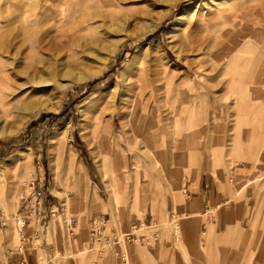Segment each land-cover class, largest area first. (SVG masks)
<instances>
[{
	"label": "rangeland",
	"instance_id": "1",
	"mask_svg": "<svg viewBox=\"0 0 264 264\" xmlns=\"http://www.w3.org/2000/svg\"><path fill=\"white\" fill-rule=\"evenodd\" d=\"M14 1L0 0L6 22ZM172 1L118 0L117 7L94 11L60 51L36 54L18 63L13 58L4 60L19 73L12 76L0 98V264H9L18 251L21 260L34 256L38 264H117L121 256H128V243L120 238L132 232L151 241L156 237V248L163 250L157 264H264V75L253 63L258 57L264 60V54L258 56L264 49V0H230L236 3L231 11L203 9L209 19L195 33L210 37V50L204 54L182 46L181 28L173 27L181 19L183 29L197 11L188 7L192 0ZM197 1L203 8V0ZM138 11L148 13L149 18L138 14L141 19L137 20ZM157 16L163 18L147 31L143 24ZM3 36L0 47L10 42V37ZM119 41L115 55L109 58L111 44ZM215 43L219 49L235 47L232 56L236 61L247 56L251 59L249 75L242 76L240 83L229 84L231 74L241 68L239 62L210 65ZM103 61L95 77L71 84ZM202 64L209 67L197 72ZM148 68L161 75L155 78L150 74L147 82L140 78L136 83L139 93L131 90V77ZM114 82L120 87L117 110L109 112L107 127L98 111L103 105L93 99ZM143 82L147 84L143 86ZM26 104H31L33 111L46 110H38L23 123L30 110L24 108ZM64 110V116L51 117ZM80 123L85 125L83 130ZM65 128L68 135L51 156L50 135ZM105 130L106 146L99 138V132ZM146 151L159 165L153 164ZM115 161L119 164L116 175L122 179L116 185L117 211L103 179L107 170L112 175ZM209 168L216 180L226 184L228 202L191 220L177 207L184 199L182 186L191 173H205L203 169ZM38 174L44 175L64 206L58 212L52 207V215L45 210L44 223L38 224V217L32 215L37 237L27 244L20 241L23 229L18 197L28 191V183ZM219 213L231 218L218 219ZM186 222L190 224L187 237ZM114 238L119 243L115 244ZM134 245L140 246L138 242Z\"/></svg>",
	"mask_w": 264,
	"mask_h": 264
},
{
	"label": "bare ground",
	"instance_id": "2",
	"mask_svg": "<svg viewBox=\"0 0 264 264\" xmlns=\"http://www.w3.org/2000/svg\"><path fill=\"white\" fill-rule=\"evenodd\" d=\"M206 1H207V3H206ZM173 2H174V0L172 1V3ZM175 2H176V0H175ZM204 2L206 4H204ZM117 3H118V0H15L14 2H12L10 4V6L8 8V12L11 13L10 19L8 20L9 22H6L3 19V17L1 16L2 12L0 11V36L4 37L3 35H5V36L7 35V37H10V42L8 41L9 43L7 42L8 43L7 45H4V46L0 47V98L3 97V94H4L5 90H7L6 87L11 85L12 76L13 75L16 76V75H18L17 73H19L18 69H11L12 63L7 64L4 60H7L8 58H10V59L13 58L14 60H18L17 61V63H18V62H22L23 60H29L31 57H33L36 54H41V53H44V52H47V51H50V52L51 51H60L61 49L66 47L72 41V39L75 38V36L77 35V33L79 31H81L84 28V25L87 22V20L89 19V17H91V16H93L95 14V13L92 14L94 11L98 12L100 10H103V9L107 8V7L110 8L112 6L114 8V5L117 4ZM198 3L199 2L197 0L196 1L192 0L188 4L189 5L188 7L194 8L195 10L197 9V11H194V13H192V15L189 18V20L184 24V28L183 29H182V27H181V25L179 23V22H181V19H177L176 22H174L173 27H179L180 26L179 29L181 28V34H180V40L179 41L182 44V46L188 47L192 51H195V52L197 51V52H201L202 54H204L207 49L210 50V47L208 48V40H209L208 38H210V37L206 38L205 36H202L201 35L202 34L201 33L202 29H201L200 34H199L201 36H197V33H195V32L198 31L197 30L198 26H201L203 24H206V22H208L209 14H207L203 9H206L208 7L209 9H215L216 11H218V10L220 11L221 8H225V10L227 9V10L231 11L236 6V3H233L232 1L230 2V0H225V1H223V0H203V2L201 4L203 8H201V6H199ZM204 6H206V7H204ZM209 9H207L208 13L210 11ZM230 11H228V12H230ZM138 12L135 15V18L137 20L141 19V18L138 17V14H142L143 16L146 15V13L144 11H138ZM204 12L206 14H204ZM134 14L132 16H134ZM218 16L219 17H224L223 15H218ZM146 17L149 18V14L148 13H147ZM161 18H163V17L157 16L153 20L150 19L151 20L150 24H143L146 27L145 29L147 31H149V32L152 31L156 27L157 23L161 21ZM186 18H188V17H185V19ZM246 18H247V16L244 19H246ZM249 18H250V16H249ZM249 18H247L248 21H249ZM224 19H227V18H224ZM212 20H213V18H212ZM202 28H204V27L202 26ZM237 30H238V28H237ZM207 35H209V34H207ZM2 40H3V38H2ZM210 40H212V36H211ZM215 40H217V39H215ZM214 41H213V43H214ZM120 42L121 41L113 42L111 44L110 49L108 51L109 58L115 55ZM218 42H216V43H218ZM210 43H211V41H210ZM216 43L214 44L215 45L214 46V51L215 52L212 55L211 60H209V61H211L210 65L213 66V65H216V64H219V63H224L226 60H230V61L234 60L235 62H239V64L241 65V68L239 69V71L236 74H235V72L231 74L233 76H230L231 79L229 78V84L230 85L233 84V86H234V85L240 83L241 82V78H243V77L245 78V77H247L249 75L248 74L249 70L247 69V67H249L252 64L251 59L250 60L247 59L248 58V56H247V58L241 57L240 61H236V56L235 55L232 56V54L234 53L233 51L235 50V47L222 46L219 49V48H217L218 44L216 45ZM221 45H223V44H221ZM243 47L245 48L246 46H243ZM145 49H147V47H145ZM241 49H243V48H241ZM217 50H220V51L217 52ZM145 52H146V50H145ZM245 53H246V51H245ZM259 53L260 54H258V56L259 55H263L264 54V49H263V51H259ZM147 54L150 56L151 52H148ZM237 55H239V53ZM201 57H203V56H201ZM258 58L257 59L255 58V60L253 59L254 60L253 63H254L255 66H259V68H261L262 74L264 75V60L261 61ZM105 62L106 61H103L102 63H100L101 65L95 70L86 71L80 77L74 79L71 82V84H75V83H77L79 81L92 79L93 77H95L100 72L101 67L105 64ZM207 63H209V62H207ZM237 64L238 63H236L235 65H237ZM206 66H208V65H203L202 64V65L198 66L197 67V72H199L198 70L205 71L206 70ZM219 67H221V66H219ZM230 67L232 68V65H230ZM235 67H237V66H235ZM242 67H244V70H242ZM220 69H219V71H220ZM240 70H242V73L240 72ZM212 71H213V69H212ZM215 71H216V69H215ZM224 71L225 70H223V72ZM127 72H128V68H127L126 72L123 74V76H125L127 74ZM216 72H218V71H216ZM209 73H211V72L209 71ZM150 74L154 75L155 78L157 76L161 75L160 71L157 70V69H154V68L145 69L144 72H141L140 74H135V76L133 75L131 77L129 82L131 83V87L132 88H130V89L131 90L134 89V92L139 93L138 90L140 89V86L136 88V83L138 82V79L142 78V79H144V81L146 80L145 82H147L148 77H149ZM197 74L199 75V73H197ZM246 74H248V75L246 76ZM136 75H138V76L136 77ZM220 76L223 77V75H220ZM227 77H228V75H227ZM128 78H127V82H128ZM235 78H237V79L235 80ZM223 79H224V77H223ZM225 80L226 79H224L223 81H225ZM145 82H143L144 83L143 86L145 84H147ZM220 82L222 83V81H220ZM139 83H141V82H139ZM158 83H159V81H158ZM259 83H260V81H259ZM263 84H264V79L262 80V84L261 85L263 86ZM63 88H67V86H65ZM119 89H120V87L117 84V82H114L110 87L106 88L101 94L97 95L96 98L94 97V99H93V101H97L101 105H103V106H101V108L98 111H99V115H100L101 120L106 122L105 125H107V127H108V120L107 119H108L109 112H114L115 110H117L115 108L116 107L115 104L117 102L116 100H117V95H118ZM136 89H137V91H135ZM145 90H147V89H145ZM127 91H129L128 87L125 89L124 93L121 96L122 98H121L120 109H122V107L124 106V102H125V99L127 97L126 93H128ZM149 92H151V91H149ZM137 93H134L135 96L137 95ZM144 93L145 92L143 91V95H144ZM139 96L141 97V95H139ZM137 99H139V98H137ZM142 100H144V99H142ZM142 100L140 102H142ZM148 100H150V99H148ZM137 103H136V105H137ZM149 103L147 102L148 105H149ZM152 104H153V102H152ZM150 105H151V103H150ZM0 106H2V105H0ZM31 106H32L31 104L30 105L26 104V106L24 107V108H26L28 110L30 109V110L27 111L29 114H27L26 117L24 116L25 120L23 118L22 122L30 119L32 116L37 115L40 110H43V111L46 110V108L40 107V109H38L39 111L38 110L33 111V110H31ZM137 106H139V105H137ZM146 109H148V108H146ZM132 110H133V108L130 109L131 112H132ZM144 111H145V109H144ZM145 112H147V111H145ZM137 114H138V112H137ZM128 116H130V114ZM144 117H145V115H144ZM146 118H148V117H145V119ZM134 120H137V119L134 118ZM128 121H131V119H129ZM147 121L148 120H146V122ZM137 122H135V123H137ZM157 122H159V121H157ZM161 122H159V123H161ZM144 124H143V126H144ZM158 125H160V124H158ZM79 126H80L81 130H83L84 127H85V125L82 124V123H80ZM161 126L163 127V125H161ZM162 127H159V128H162ZM96 130L99 131L100 128H97ZM161 130H164V129L162 128ZM154 132L158 133L159 129H157V131L155 130ZM99 133H100L99 134V138L102 139V141L105 143V146H106V143L108 141V140H106L107 137H108V134H107L106 130L105 131H101ZM151 133H152V131H151ZM157 133H156L155 136L158 137L159 133L158 134ZM66 134L68 135L67 128H65L63 130L54 131L50 135V138H49V152H50L51 156L53 155L52 154L53 148L56 147V146H59L62 143V139L66 137ZM164 134L165 133L163 131V135ZM161 135L162 134H160V137H161ZM109 146L110 145H108V147ZM147 154H148V157L152 160V162H153V164L155 166L159 165V163L156 160V157L151 152L148 151ZM111 166H113L112 167V169H113L112 175L108 172V170L107 171L105 170L107 173L103 172V179L105 180V184H106L105 186L108 189L110 196L112 197L113 204L115 205V210L117 211L119 209L118 208L119 207L118 206L119 198H118V193H117V190H116V185H118L120 182H122L121 181L122 179H121V177L118 176V174L116 175V170L118 169L119 164L117 165L116 161H115L114 165H111ZM161 173H162V171H161ZM11 196L13 197L14 193L11 192ZM0 207L3 208L2 206H0ZM3 216H4L5 220L9 219V214L6 213L5 209H3ZM20 225H22V222H21ZM178 228H176V229H178ZM121 239L124 240L123 236L120 238V240Z\"/></svg>",
	"mask_w": 264,
	"mask_h": 264
},
{
	"label": "crops",
	"instance_id": "3",
	"mask_svg": "<svg viewBox=\"0 0 264 264\" xmlns=\"http://www.w3.org/2000/svg\"><path fill=\"white\" fill-rule=\"evenodd\" d=\"M205 173H191V178L185 180L183 184V191L181 194L184 196L182 202H180L177 207L180 209V212H183L186 217L190 218L192 216H198L205 213L209 208L218 209L221 205L228 202L229 191L222 181L216 180L212 173H210L209 169H203ZM206 170V171H205ZM40 179L43 181V207L38 212L35 213L34 216H37L38 224L41 222L44 223L46 219L45 210H49L52 215V207H55L56 212L59 209L63 211L64 204L61 203L62 199L56 197L54 195L55 190H51L48 186V182H46L44 175H39L35 177V181ZM41 184V183H40ZM59 198V199H58ZM53 203H55L53 205ZM205 211V212H204ZM63 213V212H62ZM189 215V216H188ZM31 216H22V229L21 231V242L27 241V244H31L33 239L37 237L36 223H34L31 219ZM199 218V217H198ZM195 218V219H198ZM218 219L228 220L231 218L228 215L223 216L221 213L217 216ZM192 220V218H190ZM188 220V219H186ZM193 223H196L193 220ZM197 224V223H196ZM190 224L186 222L184 232L187 237L189 233L187 232V228ZM198 225V224H197ZM134 227V226H133ZM203 226L200 225V230H202ZM139 237H143V240H139V247H136L135 242H127L128 243V256H121L120 261L117 264H153L158 263L160 255L163 254V250L156 248V241L146 239L144 235H140ZM115 239V238H114ZM192 239L189 240V245H191ZM193 242V241H192ZM26 246V245H23ZM163 249V248H162ZM35 257H32V260L23 259L19 254H15L11 256V260L9 264H38L36 263Z\"/></svg>",
	"mask_w": 264,
	"mask_h": 264
},
{
	"label": "built area",
	"instance_id": "4",
	"mask_svg": "<svg viewBox=\"0 0 264 264\" xmlns=\"http://www.w3.org/2000/svg\"><path fill=\"white\" fill-rule=\"evenodd\" d=\"M41 183V184H40ZM43 181L40 179L33 180L28 183V191H23L19 194L18 201H19V211L20 216H31L35 215V213H38L42 207H43V188L44 185H42ZM24 219V218H22ZM94 224V223H93ZM23 225V223H22ZM133 229L136 230L135 227ZM92 233L94 235L99 234L98 231L92 230ZM140 235H136L135 232L126 234L124 236V241L126 242H138L139 240H143V237H139ZM116 239V243H119V239ZM114 239V240H115ZM154 240L156 241V237H154ZM24 246H22L23 248ZM18 254L21 255L22 252L18 251Z\"/></svg>",
	"mask_w": 264,
	"mask_h": 264
},
{
	"label": "trees",
	"instance_id": "5",
	"mask_svg": "<svg viewBox=\"0 0 264 264\" xmlns=\"http://www.w3.org/2000/svg\"><path fill=\"white\" fill-rule=\"evenodd\" d=\"M65 113H66V110H64L60 115H57V116H55V115H51V117H53V118L62 117V116L65 115Z\"/></svg>",
	"mask_w": 264,
	"mask_h": 264
}]
</instances>
